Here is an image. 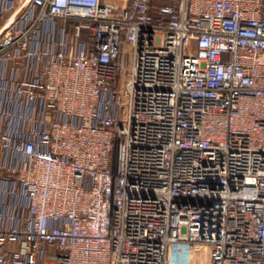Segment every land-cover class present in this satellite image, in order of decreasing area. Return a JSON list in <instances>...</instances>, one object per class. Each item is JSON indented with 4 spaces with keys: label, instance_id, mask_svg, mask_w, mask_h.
<instances>
[{
    "label": "built area",
    "instance_id": "obj_1",
    "mask_svg": "<svg viewBox=\"0 0 264 264\" xmlns=\"http://www.w3.org/2000/svg\"><path fill=\"white\" fill-rule=\"evenodd\" d=\"M0 264H264V0H0Z\"/></svg>",
    "mask_w": 264,
    "mask_h": 264
},
{
    "label": "bare ground",
    "instance_id": "obj_2",
    "mask_svg": "<svg viewBox=\"0 0 264 264\" xmlns=\"http://www.w3.org/2000/svg\"><path fill=\"white\" fill-rule=\"evenodd\" d=\"M204 249V248H203ZM196 254V253H195ZM198 256V259L201 261L202 259H206V252L205 250H201L198 254H196Z\"/></svg>",
    "mask_w": 264,
    "mask_h": 264
}]
</instances>
